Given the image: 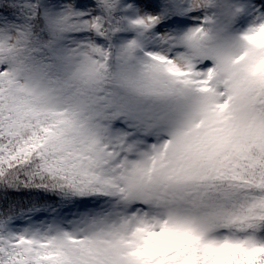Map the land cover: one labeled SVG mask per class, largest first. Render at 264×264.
<instances>
[{"label":"snow or ice","instance_id":"6c2138e0","mask_svg":"<svg viewBox=\"0 0 264 264\" xmlns=\"http://www.w3.org/2000/svg\"><path fill=\"white\" fill-rule=\"evenodd\" d=\"M0 264H264V0H0Z\"/></svg>","mask_w":264,"mask_h":264}]
</instances>
